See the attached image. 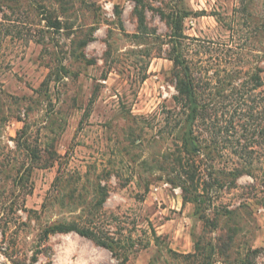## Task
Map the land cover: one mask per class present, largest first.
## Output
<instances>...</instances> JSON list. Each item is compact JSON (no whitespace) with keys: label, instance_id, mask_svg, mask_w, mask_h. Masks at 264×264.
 <instances>
[{"label":"rangeland","instance_id":"1","mask_svg":"<svg viewBox=\"0 0 264 264\" xmlns=\"http://www.w3.org/2000/svg\"><path fill=\"white\" fill-rule=\"evenodd\" d=\"M144 2L141 30L135 0H72L66 14L57 0H0V264H118L75 231L44 237L96 214L103 237L133 247L125 264H202L189 256L199 241L227 247L205 264H264V0ZM162 11L185 15L179 47L211 83L196 155ZM253 72L263 85L243 100L230 83ZM178 158L194 159V183Z\"/></svg>","mask_w":264,"mask_h":264},{"label":"trees","instance_id":"2","mask_svg":"<svg viewBox=\"0 0 264 264\" xmlns=\"http://www.w3.org/2000/svg\"><path fill=\"white\" fill-rule=\"evenodd\" d=\"M63 9L62 12L64 14L70 10L72 0H57ZM136 1V13L139 18V28L141 30H145L147 28L146 25V8L144 0H135ZM161 15L168 22L169 26H171L173 30L172 39L175 42L173 50L170 52V59L173 60L175 65V77L177 80L176 87L178 90V95L176 96V101L181 105L185 114H186V124L184 125L183 130V141L185 152L188 154L196 155L197 152L201 150V145L198 143L194 135L193 126L198 119L208 120L212 114V107L209 104H206L204 101V93L208 90V84L210 81H206L199 70H197V63L188 59L185 56L181 46V39L185 38L184 35V19L185 15L179 14V12L175 13H166L165 11L161 12ZM46 20L51 27H55L58 29L63 28V22L59 17L54 16L52 14L47 15ZM3 34V30L0 27V38ZM83 44L86 45L87 41H83ZM200 73V75H199ZM233 86V90H237L242 94L241 98L246 100L245 96V86H249L252 91H256L263 85L262 77L259 72H253L250 76V80L244 81L239 85H235L230 83ZM207 86V87H206ZM219 112V111H217ZM216 112V113H217ZM179 166L184 170V174L187 176V182L190 181L194 183L196 181V172H195V162L194 159L188 158L186 160V164H184V160L182 158L177 159ZM236 176H240L242 171L237 169L234 173ZM62 179V175L60 174L57 183ZM97 190V199L94 204V208L100 210L104 203L107 200L109 195V189L106 185L98 184L96 187ZM185 192L189 191L188 185H184ZM197 196V194H196ZM198 197V196H197ZM197 197L193 195V197L188 196V193L185 194V200H197ZM98 214L87 220V223H80L79 221H64L59 223H54L50 226H47L44 231V237H49L51 234L55 233H68V232H77L82 236L88 237L98 244L109 248L115 256L119 259L118 264H125L129 259V254L134 250L133 247L128 245L127 243L122 244L121 241H115L111 239H107L103 237L97 230L98 227ZM201 219L204 221L205 228H213L216 229L219 227L218 220H212L207 215H201ZM233 239V237H231ZM221 246V245H219ZM216 248L219 249V254L222 251H226L227 247H216L212 242L203 243V241H199L196 247V253L189 256H196L197 260H201L202 264H205V261L212 257V253H215ZM217 252V251H216ZM254 252H257L255 250ZM207 264H211L210 262H206Z\"/></svg>","mask_w":264,"mask_h":264}]
</instances>
